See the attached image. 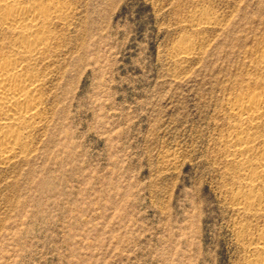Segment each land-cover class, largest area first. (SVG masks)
I'll return each instance as SVG.
<instances>
[{
    "label": "rangeland",
    "instance_id": "374dc122",
    "mask_svg": "<svg viewBox=\"0 0 264 264\" xmlns=\"http://www.w3.org/2000/svg\"><path fill=\"white\" fill-rule=\"evenodd\" d=\"M42 1L62 12L43 122L0 161V264H255L227 152L232 102L264 92V0Z\"/></svg>",
    "mask_w": 264,
    "mask_h": 264
},
{
    "label": "bare ground",
    "instance_id": "6f19581e",
    "mask_svg": "<svg viewBox=\"0 0 264 264\" xmlns=\"http://www.w3.org/2000/svg\"><path fill=\"white\" fill-rule=\"evenodd\" d=\"M61 12V6L52 1L0 0L1 162L12 161L25 152L31 131L43 122L45 79L38 65L51 50L49 25ZM189 47L183 45L177 56L189 55ZM260 70L263 75L257 83L262 86L264 51ZM245 95L231 104L238 125L228 146L232 150L227 153L240 166L244 181L235 205L244 212L264 214V194L258 190L264 187V92L253 90ZM256 241L253 251L260 257L255 264H264V231Z\"/></svg>",
    "mask_w": 264,
    "mask_h": 264
}]
</instances>
